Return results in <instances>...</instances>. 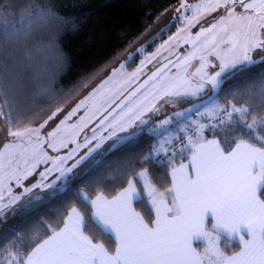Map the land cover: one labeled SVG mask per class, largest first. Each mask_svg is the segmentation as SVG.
<instances>
[{"label":"snow or ice","instance_id":"snow-or-ice-1","mask_svg":"<svg viewBox=\"0 0 264 264\" xmlns=\"http://www.w3.org/2000/svg\"><path fill=\"white\" fill-rule=\"evenodd\" d=\"M0 7L7 10L4 0H0ZM219 9L224 10L222 15L213 22L205 21L207 27L202 26L195 35L190 33L201 17ZM182 10L192 15L183 17L184 26L166 43L188 33L184 44H191L192 52L176 55L143 82V67L156 54L127 72L133 58L130 55L67 111L56 129L47 133V139L40 130L48 121L31 126V118L17 112L13 89L22 77L18 66L23 64L29 70L35 61L21 46L28 45L37 33L58 35L66 18L48 0H22L16 17L4 18L0 28V120L5 136L12 140L0 151V201L5 191L9 193L0 211L33 188L52 189L53 196L65 192L69 174L106 140L116 137L110 146L115 147L147 136L149 150L128 157L124 184L111 199L102 192L90 199L77 189L91 215L110 234L109 241L86 234L84 215L71 207L59 223H41L28 233L14 230L0 240V264H264V74L251 87L247 86L249 81L241 80L239 84L245 87L234 86L236 90L221 101L222 73L238 66L246 69L254 63L249 52L264 47V39L258 35V30H264V0L182 2L176 11ZM44 48L49 50L54 68L62 69L66 61L55 39H48L37 51ZM140 52L137 49L133 55ZM209 56L220 61V71H207L215 67ZM195 58L200 64L188 72ZM50 83L42 92L50 94ZM134 84L138 86L133 88ZM256 96L260 105L252 102ZM183 104L188 107L180 108ZM169 105L173 110L161 116ZM82 108L87 119L82 116L78 123L67 124ZM63 111L58 107L48 120ZM93 119L92 135L85 136L67 154L51 157L43 150L45 145L59 151L57 144L66 147L76 143L75 135ZM68 129L73 130L71 140L57 137V132ZM81 149H86L83 155H79ZM5 153L10 158L6 159ZM49 162L51 167L38 173L39 179L24 188L23 194H11L9 181L14 179L23 187L22 180ZM153 163L169 169L164 174L167 187L152 176L147 165ZM94 164L100 170L110 166L102 156ZM40 199L37 196L30 203ZM141 202L148 206L147 218L134 206ZM221 232L234 241L231 247H222Z\"/></svg>","mask_w":264,"mask_h":264},{"label":"trees","instance_id":"trees-1","mask_svg":"<svg viewBox=\"0 0 264 264\" xmlns=\"http://www.w3.org/2000/svg\"><path fill=\"white\" fill-rule=\"evenodd\" d=\"M48 2L66 20L60 27L58 35L52 36L50 33L45 36L37 33L28 45L21 46L35 58V61L29 70H25L23 64L18 66L22 77L18 86L13 89L17 112L24 118H31V125L43 121L58 107L67 104L83 82H87L109 65L121 51L181 0H48ZM21 3L22 0H4L7 10L0 7V28L5 17L8 19L16 17ZM48 39H55L64 54L66 63L62 69L54 68L47 48L35 51L36 48H43ZM253 62L246 69L238 66L236 70L231 69L226 73L221 101L231 91L236 90L234 86L245 87L239 84L241 80L249 81L247 86L251 87L252 83L264 74V58ZM49 81L50 94L42 92L49 86ZM252 102L260 105L261 99L256 96ZM148 144L147 136H139L131 145L119 144L110 149L102 155L109 167L100 170L94 164L69 184L65 192L50 196L48 200L45 197L28 203L16 210L14 217L0 221V240L10 236L14 230L17 233H28L41 223H59L64 220L67 210L76 207L84 215L85 233L95 240L109 241L111 237L93 221L91 208L86 201L80 199L77 189L86 192L90 199L101 192L107 198L113 197L126 179L123 169L129 163L128 157L133 153L141 155L147 153ZM147 167L151 169L156 180L164 187L168 186L164 174L169 169L155 163ZM162 189L164 188L161 187L160 190ZM134 206L146 218L150 215L147 204L141 202ZM233 244L234 241H221L222 247H231Z\"/></svg>","mask_w":264,"mask_h":264},{"label":"rangeland","instance_id":"rangeland-1","mask_svg":"<svg viewBox=\"0 0 264 264\" xmlns=\"http://www.w3.org/2000/svg\"><path fill=\"white\" fill-rule=\"evenodd\" d=\"M188 3V4H199L204 2V0H181L179 4L169 9L161 18H159L151 28H149L145 33L138 36L127 48H125L123 51H121L113 60L112 62L101 69L96 75H94L90 80L87 82H83L81 86L75 90L76 94L73 96V98L67 103L64 104L61 108L64 109L63 112H60L53 120H48V117L45 118L43 121L31 125L33 127H39V125L45 124V121H48V123L45 125L43 129L40 130L41 136L44 139H47V133L53 132L57 125L59 124L60 120H63L65 118V114L67 111L75 105L79 100H81L83 97H85L89 91H91L93 88H95L101 80H103L110 69L117 67L121 63H123L127 58H129L130 55L133 56L132 62L126 66V71L131 72L134 71L137 67L140 66V61L143 60L145 57H150L154 53L156 54L155 59H153L150 63H147L143 67V74L140 76V80L148 74L152 69H154L157 65L165 61L166 59H169L176 54L179 53V55L183 56L186 55L189 52H192L193 46L191 44H184V39L188 35V33H181L178 40L171 41L170 43H166L169 41V38L174 36L183 26V17L185 15L191 16L192 13L184 12L183 10L181 12H177L176 9L180 7V4ZM239 11V8H237ZM224 12L223 9H219L216 12H211L208 14H205L203 17H201L199 23L195 24L190 29V33L192 35H195L202 26L207 27V24L205 21L213 22L214 17H219ZM174 18H179L178 20ZM258 35L261 39H264V30H258ZM204 39L203 37L201 38ZM166 45L165 48L161 49V45ZM143 46V47H142ZM137 49H141L140 54L133 55L136 53ZM157 49H160L159 52H157ZM37 52V48L35 49ZM199 53H197V56ZM249 56L251 57L252 61L260 60L264 58V47L254 48L249 52ZM208 60L211 61L215 67H209L207 71L209 73H214L217 71H220V61L216 59L215 56H209ZM200 61L198 58L192 59L190 61V67L187 69L188 72H194L195 69L199 66ZM171 68V65L169 66ZM231 68H228L225 70L224 73H222L221 78L224 79L226 73L230 71ZM233 70V69H232ZM172 71H175V69H172ZM135 85V84H134ZM133 85V86H134ZM210 88L211 86H206ZM180 108H186L188 107V104L179 105ZM57 110V109H56ZM53 111L52 113L56 112ZM172 106H166L161 116L168 115L172 111ZM52 113L49 115L51 116ZM90 115V113H88ZM84 117L87 119V115L85 114V110L82 108L80 112H78L75 116L72 117L71 120L67 121V124H75L78 123L81 119V117ZM96 123V120L93 119L91 122L88 123L87 127L83 128V131H79L78 135H75L74 139L76 140V143H68L66 147H63L59 144L56 145V147L59 149V151H53L52 148L48 147L47 145L44 146V151L48 153L51 157H57V156H63L67 154L72 148L76 147V144L82 143L85 136H91L92 132L90 131L91 127L94 126ZM22 127V126H21ZM99 132L100 129H97ZM132 129H129V132H131ZM58 138H63L64 140H71L73 138V130L68 129L67 132H57L56 133ZM103 135H107V133H103ZM120 136L127 135V133H120ZM206 137L211 135L210 133H205ZM12 140L11 137L5 136V131L3 129V122L0 120V151H3V145L6 143H9ZM116 140V137H114L112 140H106L101 145L99 149H97L91 156H89L87 159L81 162L80 165H78L75 169H73L72 173L69 174V180L68 185L72 184L84 171L89 169L91 166L94 165V160L101 157L104 153L109 151L110 149L114 147H110L113 145L114 141ZM93 144H95V141H93ZM117 144L116 146H118ZM92 145H90L91 147ZM86 151V149H81L79 152V155H83V153ZM5 157L10 158L7 153H5ZM76 158H79L77 156ZM74 161H69V164L73 163ZM21 167L23 165L21 164ZM45 167H51V162L49 164H40L36 170L35 173L30 175L27 179H24L21 181L23 187H18L16 184V181L13 179L8 182V186L11 188V194L12 195H18L24 193V188L29 187L30 185H33L38 179V173L44 170ZM54 177H49V180L53 179ZM48 181H45L47 183ZM52 189H44L41 190L39 188H33L30 192H27L26 194H23L21 196V199L11 207H4L3 211H0V221H5L6 219L14 217V213L16 210L25 207L26 204L30 203L31 201L35 200V197L39 196L41 197L40 200L43 198H47L48 200L52 193ZM9 199V193L7 191L4 192V200L0 201V206H3ZM45 200V201H46Z\"/></svg>","mask_w":264,"mask_h":264},{"label":"crops","instance_id":"crops-1","mask_svg":"<svg viewBox=\"0 0 264 264\" xmlns=\"http://www.w3.org/2000/svg\"><path fill=\"white\" fill-rule=\"evenodd\" d=\"M208 139H211L212 137H207ZM185 163H187L188 161L187 160H185L184 161ZM164 189H162L161 191H163ZM95 198V197H94ZM94 198H92V199H94ZM112 198V197H111ZM111 198H108V199H111ZM92 211V210H91ZM91 217H92V219H93V221L99 226V228L103 231V232H105V233H107L109 236H110V234L107 232V230L104 228V225L103 224H101L100 222H98L92 215H91ZM220 236H221V241H223V240H227V241H230L229 239H228V237H227V234L226 233H223V232H221L220 233Z\"/></svg>","mask_w":264,"mask_h":264},{"label":"water","instance_id":"water-1","mask_svg":"<svg viewBox=\"0 0 264 264\" xmlns=\"http://www.w3.org/2000/svg\"><path fill=\"white\" fill-rule=\"evenodd\" d=\"M176 55H179V53L176 54ZM176 55L173 56L172 58L166 59L165 61H163L162 63H160L159 65H157L153 70H151L147 75H145V76L140 80V82H143L145 79H147V77L150 76L151 73H152L153 71H156L157 67H162L164 64H166V63L168 62V60H175ZM137 86H138V85L135 84V85L133 86V88H134V87H137ZM92 127H93V126H92ZM92 127H91V128H92ZM90 131H91V129H90Z\"/></svg>","mask_w":264,"mask_h":264}]
</instances>
